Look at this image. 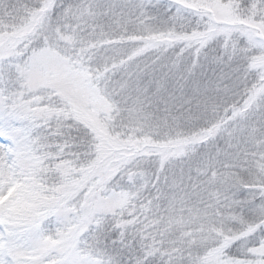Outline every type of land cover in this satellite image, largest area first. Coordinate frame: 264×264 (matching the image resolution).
Masks as SVG:
<instances>
[{"label": "snow or ice", "instance_id": "obj_1", "mask_svg": "<svg viewBox=\"0 0 264 264\" xmlns=\"http://www.w3.org/2000/svg\"><path fill=\"white\" fill-rule=\"evenodd\" d=\"M0 264H264V0H0Z\"/></svg>", "mask_w": 264, "mask_h": 264}]
</instances>
